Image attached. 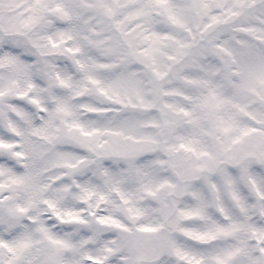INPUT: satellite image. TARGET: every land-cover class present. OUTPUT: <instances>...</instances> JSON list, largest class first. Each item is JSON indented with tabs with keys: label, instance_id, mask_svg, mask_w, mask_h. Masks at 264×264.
Returning <instances> with one entry per match:
<instances>
[{
	"label": "snow or ice",
	"instance_id": "obj_1",
	"mask_svg": "<svg viewBox=\"0 0 264 264\" xmlns=\"http://www.w3.org/2000/svg\"><path fill=\"white\" fill-rule=\"evenodd\" d=\"M0 264H264V0H0Z\"/></svg>",
	"mask_w": 264,
	"mask_h": 264
}]
</instances>
